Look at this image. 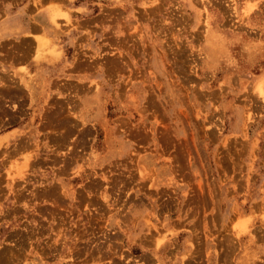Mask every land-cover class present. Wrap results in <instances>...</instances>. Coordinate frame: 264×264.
Returning <instances> with one entry per match:
<instances>
[{
  "label": "rangeland",
  "instance_id": "rangeland-1",
  "mask_svg": "<svg viewBox=\"0 0 264 264\" xmlns=\"http://www.w3.org/2000/svg\"><path fill=\"white\" fill-rule=\"evenodd\" d=\"M245 257L264 0H0V264Z\"/></svg>",
  "mask_w": 264,
  "mask_h": 264
},
{
  "label": "crops",
  "instance_id": "crops-1",
  "mask_svg": "<svg viewBox=\"0 0 264 264\" xmlns=\"http://www.w3.org/2000/svg\"><path fill=\"white\" fill-rule=\"evenodd\" d=\"M51 20L53 23H56L55 22V19H54V16L51 14ZM40 44H44L45 42H40ZM240 264H254V260L252 258H244L243 261L241 260Z\"/></svg>",
  "mask_w": 264,
  "mask_h": 264
},
{
  "label": "bare ground",
  "instance_id": "bare-ground-1",
  "mask_svg": "<svg viewBox=\"0 0 264 264\" xmlns=\"http://www.w3.org/2000/svg\"><path fill=\"white\" fill-rule=\"evenodd\" d=\"M24 236V235H23Z\"/></svg>",
  "mask_w": 264,
  "mask_h": 264
}]
</instances>
